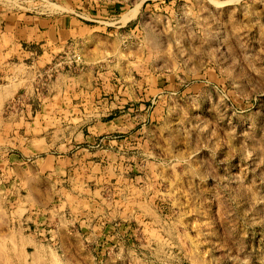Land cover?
Segmentation results:
<instances>
[{"label":"rangeland","instance_id":"obj_1","mask_svg":"<svg viewBox=\"0 0 264 264\" xmlns=\"http://www.w3.org/2000/svg\"><path fill=\"white\" fill-rule=\"evenodd\" d=\"M101 1L121 8L103 45L130 61L114 72L163 94L131 134L79 150L91 164L72 175L40 165L53 151L27 150L21 127L1 135L0 264H264V0ZM31 64L9 71L22 80L4 116L39 112L55 74L37 82Z\"/></svg>","mask_w":264,"mask_h":264},{"label":"crops","instance_id":"obj_2","mask_svg":"<svg viewBox=\"0 0 264 264\" xmlns=\"http://www.w3.org/2000/svg\"><path fill=\"white\" fill-rule=\"evenodd\" d=\"M107 2L64 0L61 6L50 5L58 12H42L40 7L9 9L0 1V137L16 134L17 126L21 127L19 141L27 143V150L37 141L35 147H30L32 150L53 151L40 163L47 170L57 172L64 167L65 172L72 175L80 167L91 164L85 158H78L79 150L86 152V144L100 141L105 137L103 134L134 131L137 118L145 121L150 117L149 102L155 103L163 94L164 88L159 81L151 84L148 78L134 80L130 74L117 76L114 72L117 65L124 67L122 63L130 60H116L111 49L103 45L105 39L110 40L121 27L118 25L121 21H115L120 7ZM70 54L80 56L77 68L61 70L47 83L44 93L37 97L40 103L37 114L32 116L27 106L24 111L15 110L4 116V107L15 99L19 88L15 91L9 86L4 91L1 79L7 80L3 84L7 86L22 80L9 71L19 66L23 59L31 58L30 67L38 82L42 71L58 58ZM23 101L21 106L26 103L25 99ZM35 132L42 135L35 136ZM131 137L111 143L117 149L127 148L131 145L128 142Z\"/></svg>","mask_w":264,"mask_h":264},{"label":"built area","instance_id":"obj_3","mask_svg":"<svg viewBox=\"0 0 264 264\" xmlns=\"http://www.w3.org/2000/svg\"><path fill=\"white\" fill-rule=\"evenodd\" d=\"M80 59V56L75 54L64 55L45 69V75L46 77H52L61 70L76 68Z\"/></svg>","mask_w":264,"mask_h":264},{"label":"bare ground","instance_id":"obj_4","mask_svg":"<svg viewBox=\"0 0 264 264\" xmlns=\"http://www.w3.org/2000/svg\"><path fill=\"white\" fill-rule=\"evenodd\" d=\"M54 6V5H53ZM55 7V6H54ZM54 7H53V9H54ZM59 8V7H58ZM57 9V8H56ZM136 15V11H131L130 10V12L127 14V15H125V17H124V20H128L129 18H132V17H134ZM12 84V83H11ZM4 87H6V86H4ZM8 87H9V85H8ZM17 87V86H16ZM7 88V87H6ZM11 88V87H10ZM4 89V88H3ZM8 89V88H7ZM10 90V89H9ZM8 90V91H9ZM4 91H6L5 89H4ZM4 93V96L6 95V93L5 92H3ZM2 93V94H3ZM7 94H8V92H7ZM9 95V94H8ZM0 97H1V95H0ZM2 104V103H1ZM1 107V106H0ZM1 237V236H0ZM35 258V257H34ZM35 261V260H34ZM39 262V261H38Z\"/></svg>","mask_w":264,"mask_h":264}]
</instances>
